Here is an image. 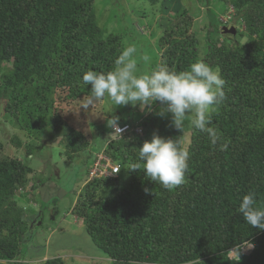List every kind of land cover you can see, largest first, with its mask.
Wrapping results in <instances>:
<instances>
[{
    "label": "trees",
    "instance_id": "16d2710c",
    "mask_svg": "<svg viewBox=\"0 0 264 264\" xmlns=\"http://www.w3.org/2000/svg\"><path fill=\"white\" fill-rule=\"evenodd\" d=\"M96 1L0 0L1 106L12 127L28 139L22 161L0 159V261L26 259L22 246L29 219L14 197L29 183L33 169L27 160L37 152L36 144L50 137L59 139L68 162L74 161L72 172L77 175L85 167L86 178L73 191L80 192L68 215L113 264H235L226 253L242 240L255 247L247 256L241 252L239 264H264V230L246 224L238 211L248 193L264 206V0H202L211 7L210 25L199 28L206 32L203 39L194 33L200 10L193 16L179 9L172 17L170 0H144L152 5L161 1L168 19L161 27L158 66L179 72L202 59L218 68L225 81V99L211 113L209 125L219 139L213 144L207 133L191 128L186 182L172 191L153 183L142 166L130 169L139 163L138 148L154 132L182 145V132L158 115L159 102L133 124L119 122L140 126L143 135H105L102 151L94 150L61 113L60 105L66 113L85 106L91 86L83 83V74L112 70L124 50L121 35L98 25ZM230 8L231 18L244 27L234 39L219 30L220 17ZM3 149L0 142V155ZM99 153L120 171L117 177L87 182ZM35 264L65 262L52 258Z\"/></svg>",
    "mask_w": 264,
    "mask_h": 264
},
{
    "label": "rangeland",
    "instance_id": "374dc122",
    "mask_svg": "<svg viewBox=\"0 0 264 264\" xmlns=\"http://www.w3.org/2000/svg\"><path fill=\"white\" fill-rule=\"evenodd\" d=\"M161 1L157 5L144 0H97L95 2L98 25L108 33L121 35L123 49L130 45L136 48L135 58L139 73L151 72L160 62L159 41L163 34L161 27H165L164 25L168 22V19L162 16ZM170 1L173 5L170 12L172 17L178 14L179 9H187L193 16L195 13L198 15L196 11H201L200 17L196 20L199 26H195L194 33L203 39L206 32L200 31L199 28L210 25L207 19H211L209 14L211 7H205L202 0ZM228 13L229 11L220 17L223 23L219 30L221 36L225 37L222 33L230 27H235L236 32L227 35L228 39H233L239 32L244 31V27L241 23L237 24L238 21L236 22ZM222 37L220 39L223 41ZM145 56L148 57L146 62L143 60ZM1 102L2 99H0V142L4 149L0 159L16 158L22 161L25 157L24 145L28 144L27 133L12 127L11 118L4 114ZM92 106L78 107L72 113H66L67 110L63 105H60V109L68 124L84 133L89 143L94 145V150L99 148L101 151L107 140L105 135L111 138L115 136L114 130L107 124L108 119L116 116L119 117V122L121 119H126L124 121L133 124L142 113H150L154 108L153 105H147L143 109L139 105L115 107L107 100H104L101 106L97 102ZM159 111L160 108L157 112ZM163 120H168V124H171V114L163 116ZM191 128L187 127L182 135L181 146L187 150L191 141ZM15 138L21 142V148L17 146ZM49 138L44 137L41 143L36 144L37 152H34V155L27 160L28 165L33 169V173L29 175V183L25 190L18 191L14 197L17 203L27 211L26 219H29L28 230L24 235L25 243L22 246L25 253L23 257L26 259L19 260L21 261L19 264L42 263L52 258L62 259L65 264H113L95 246L83 225H78L76 218L70 216V213L68 215L69 209L76 202L80 192L73 191L82 185L85 167H81L77 175L72 172L71 167L74 161L68 162L64 146L59 144V139ZM72 184L74 186H71ZM34 214L39 219L31 218ZM242 252L247 255L249 250L245 249Z\"/></svg>",
    "mask_w": 264,
    "mask_h": 264
},
{
    "label": "clouds",
    "instance_id": "9594fccd",
    "mask_svg": "<svg viewBox=\"0 0 264 264\" xmlns=\"http://www.w3.org/2000/svg\"><path fill=\"white\" fill-rule=\"evenodd\" d=\"M135 54L136 48L130 45L115 59L112 70L106 73L88 70L83 74V83L91 86L84 108L102 100L115 107L139 105L141 109L159 102L161 109L158 115L170 113L171 125L182 134L190 126L207 133L210 141L216 144L218 133L209 125L211 112L225 99V81L219 69L198 59L187 70L179 72L167 66H157L151 72L139 73ZM143 60L146 62L148 57H143ZM107 124L114 130L113 134L120 135L124 130L118 126L119 117L113 116ZM138 160L139 163H134L130 169L139 170L142 166L145 176L166 190H175L186 182L189 152L176 139L164 138L154 132L151 139L138 148ZM238 211L246 224L264 230V206L256 204L253 193L242 197ZM254 247L249 241L242 240L226 255L230 261L239 264L241 251ZM189 264L197 262L189 261Z\"/></svg>",
    "mask_w": 264,
    "mask_h": 264
},
{
    "label": "bare ground",
    "instance_id": "6f19581e",
    "mask_svg": "<svg viewBox=\"0 0 264 264\" xmlns=\"http://www.w3.org/2000/svg\"><path fill=\"white\" fill-rule=\"evenodd\" d=\"M232 13H233V10H232V8H230V9H229V13H228V15H232ZM234 32H235V28H234V27H230L228 30H225V31H224V35L233 34ZM126 125L130 126L129 124H126ZM123 126H124V125H123ZM130 128L133 130V131H130V132H134L135 129H141V131H142V128H141L140 126H136L135 128H132V127L130 126ZM127 133H129V132H127ZM127 133H126V134H127ZM134 133H135V132H134ZM135 134H136V133H135ZM124 135H125V134H124ZM116 136H117V135H116ZM122 136H123V135H122ZM122 136H120V137H122ZM117 137H119V136H117ZM120 137H119V138H120ZM100 156H103V153H99V154L96 155V159H95L93 165L90 167V170H89V173H88V179H87V182H91V181L98 180V179H101V178H114V177H117V175H118L119 172H117V173H113L112 171H109L107 174H104V175L100 176V173H99V172L94 171V168L96 167L95 164L98 162ZM107 159H109V158L107 157ZM111 164H112L114 167L117 166L118 169H120V166H119L118 164H115V163H113L112 161H111ZM119 171H120V170H119ZM242 251H243V250H242ZM242 251H241V252H242ZM250 252H251V249L249 250V253H250ZM249 253H247V255H248ZM242 254H243L244 256H247V255H245L243 252H242Z\"/></svg>",
    "mask_w": 264,
    "mask_h": 264
},
{
    "label": "built area",
    "instance_id": "2783aa9c",
    "mask_svg": "<svg viewBox=\"0 0 264 264\" xmlns=\"http://www.w3.org/2000/svg\"><path fill=\"white\" fill-rule=\"evenodd\" d=\"M120 128L124 129L121 134L119 135L118 133L115 134L117 136H122L124 134H126L127 132H130V131H133L130 126L128 125H124V126H121V125H118ZM134 132L137 134V135H142V131L141 129H135ZM95 168H94V171H97L100 173V176L104 175V174H107L109 171H112L113 173H117V170H118V167L117 166H113L111 164V160L110 159H107V157L103 154V156H100L99 157V160L98 162L95 164Z\"/></svg>",
    "mask_w": 264,
    "mask_h": 264
},
{
    "label": "crops",
    "instance_id": "0c3cea01",
    "mask_svg": "<svg viewBox=\"0 0 264 264\" xmlns=\"http://www.w3.org/2000/svg\"><path fill=\"white\" fill-rule=\"evenodd\" d=\"M0 264H5V261H0Z\"/></svg>",
    "mask_w": 264,
    "mask_h": 264
},
{
    "label": "flooded vegetation",
    "instance_id": "af4514ba",
    "mask_svg": "<svg viewBox=\"0 0 264 264\" xmlns=\"http://www.w3.org/2000/svg\"><path fill=\"white\" fill-rule=\"evenodd\" d=\"M34 217H36V216H34ZM34 217H32V218H34Z\"/></svg>",
    "mask_w": 264,
    "mask_h": 264
}]
</instances>
